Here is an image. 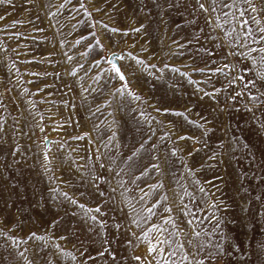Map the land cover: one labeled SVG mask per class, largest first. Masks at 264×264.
Here are the masks:
<instances>
[{"label": "rangeland", "instance_id": "rangeland-1", "mask_svg": "<svg viewBox=\"0 0 264 264\" xmlns=\"http://www.w3.org/2000/svg\"><path fill=\"white\" fill-rule=\"evenodd\" d=\"M261 28L264 0H0V264H264Z\"/></svg>", "mask_w": 264, "mask_h": 264}, {"label": "snow or ice", "instance_id": "snow-or-ice-1", "mask_svg": "<svg viewBox=\"0 0 264 264\" xmlns=\"http://www.w3.org/2000/svg\"><path fill=\"white\" fill-rule=\"evenodd\" d=\"M234 6H235V5H233V4L222 5V7H227V8H231V7H234ZM199 7L203 9V8H204V5H203V4H200ZM249 7H253V9H254V6L251 5V4L249 5ZM240 23L243 24V23H245V21H244V20H241ZM260 31L264 32V28H261ZM260 39H261L262 42H264V36H261ZM259 52H260V53H264V47H260V48H259ZM260 59H261L262 64H264V56H261ZM253 63H255L254 60H253ZM113 68L115 69V71H116L118 74H120V70H119V68H116L115 65H113ZM120 78H121L122 80L124 79V77H123L122 74H120ZM153 227H155V226H153ZM152 248H153V245L150 243V244H149V250L151 251ZM137 259H139V257H137Z\"/></svg>", "mask_w": 264, "mask_h": 264}, {"label": "water", "instance_id": "water-1", "mask_svg": "<svg viewBox=\"0 0 264 264\" xmlns=\"http://www.w3.org/2000/svg\"><path fill=\"white\" fill-rule=\"evenodd\" d=\"M118 57H119V54L118 53H115V52H112V53H109L107 59L110 63H112L113 65L116 66V68L119 67L118 65Z\"/></svg>", "mask_w": 264, "mask_h": 264}]
</instances>
